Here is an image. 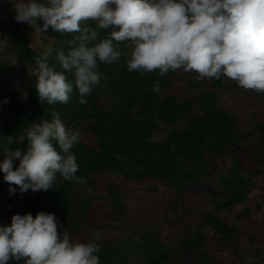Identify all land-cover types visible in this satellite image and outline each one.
I'll list each match as a JSON object with an SVG mask.
<instances>
[{
  "label": "clouds",
  "instance_id": "1",
  "mask_svg": "<svg viewBox=\"0 0 264 264\" xmlns=\"http://www.w3.org/2000/svg\"><path fill=\"white\" fill-rule=\"evenodd\" d=\"M14 11L16 21L30 25L41 41L49 28L79 33L80 42L73 41L67 53L48 45L36 58L29 73L40 103L68 104L75 86L79 103L87 104L85 97L104 79L100 63L112 64L124 55L114 42L131 47L129 71L158 70L163 77L183 69L201 78L225 76L264 93V0H17ZM88 20L111 29L110 35L98 39L95 29L82 26ZM54 52L55 63H50ZM159 87L157 80L153 91ZM8 102L5 97L0 105ZM24 138V150L10 147L12 135L6 136L7 146L0 144V172L10 193H17L11 185L18 186L21 196L29 190L48 191L58 173L65 180L85 182L76 175L79 165L71 152L80 132L66 128L60 113L53 110L51 120L30 123ZM58 227L51 212L13 214L10 224L0 225V264H100L96 243L73 242L67 233L58 234Z\"/></svg>",
  "mask_w": 264,
  "mask_h": 264
},
{
  "label": "rangeland",
  "instance_id": "2",
  "mask_svg": "<svg viewBox=\"0 0 264 264\" xmlns=\"http://www.w3.org/2000/svg\"><path fill=\"white\" fill-rule=\"evenodd\" d=\"M16 4L17 0H0V101L9 98L7 104L0 105V125L14 104L26 102L29 72L33 70L29 61L14 49L10 27L20 29L35 52L41 53L48 45L56 50L59 47V39L49 30L48 36L41 41L30 25L17 22ZM90 22L96 23L88 20L82 22V26L87 27ZM116 47L124 55L112 64L120 66L129 59L132 49L126 42H116ZM167 78L169 84L163 98L172 97L183 102L195 100L200 92H214L217 107L234 117L233 142L227 146L226 153L218 155L205 149L202 161H184L182 166L193 170L196 178L182 181L178 186L156 180L141 171L134 172L136 178L128 179L120 173L97 169L89 182L75 186V192L81 191L91 201L84 217L78 218V206L71 203L70 224L58 220L62 226L58 227V234L67 233L73 242H93L98 246L111 243L123 254L116 264H148L142 251L134 247L148 238L167 246L169 264H198L197 259H205L207 264H264V93L244 89L225 76H221L222 86H216L213 79L201 78L197 72L183 69L170 70ZM93 98L98 106H110L111 100L104 88L94 92ZM138 110L139 104L133 113ZM201 114L195 103L179 122L159 123L151 143L164 140L173 129L187 130L192 119ZM62 122L66 128L78 130L87 147H98L97 140L88 130L89 120L81 124ZM235 165L249 181L245 201L216 210V202L229 198L223 195L229 189L221 187L220 180L228 178ZM6 183L0 172V194L6 210L0 225L10 224L13 214H32L40 206L38 192L29 190L21 196L17 190L12 194L4 190ZM111 188L118 193L119 208L110 195ZM208 212H213L234 229L231 241L222 240L203 223ZM197 234L201 238L196 248L183 243V240H196Z\"/></svg>",
  "mask_w": 264,
  "mask_h": 264
},
{
  "label": "trees",
  "instance_id": "3",
  "mask_svg": "<svg viewBox=\"0 0 264 264\" xmlns=\"http://www.w3.org/2000/svg\"><path fill=\"white\" fill-rule=\"evenodd\" d=\"M87 27L95 29L98 39L110 35L111 29H99L96 23L90 22ZM52 35L59 39L57 50L65 53L73 46V41L78 44L79 33H59L49 28ZM9 34L14 49L35 68L36 58L41 54L28 46L24 33L14 27H10ZM116 43V42H114ZM91 46V44H90ZM50 63H55L50 58ZM59 69V65H57ZM99 70L104 79L95 87L85 99L87 104L79 103L78 90L75 89L68 104L49 105L47 102L40 103L34 87L35 77L31 76L28 97L25 103L14 104L9 115L0 125V144L6 145V136L12 135L14 142L11 148L24 150L27 140L24 138V129L32 122L51 120L53 110L60 113L61 120L68 123L81 124L89 120L88 130L97 140L98 147H87L83 141L71 149L79 165L77 176L89 182L90 176L97 169L120 173L128 179L136 178L134 172L141 171L156 180H165L173 185H179L182 181L195 179L193 170L182 166L184 161H202L203 151L206 149L218 155L226 153L227 146L233 142V132L236 121L229 112L217 107L214 92H200L195 100L178 101L172 97L163 98L169 81L167 74L163 77L158 75V70L153 72L129 71L126 61L120 66L115 64L100 63ZM69 82L74 77L67 73ZM160 80L159 91H153V85ZM213 84L222 86V80L213 79ZM106 89L107 96L111 100L110 106L105 108L98 106L93 98L94 92ZM197 103L202 111L201 115L194 117L187 130L173 129L168 136L155 143L150 139L153 132L159 128V123L175 124L179 122ZM139 104V110L134 114L133 109ZM57 150L59 148L57 146ZM3 153L0 152V158ZM139 173V172H138ZM78 182L65 180L62 175L57 178L48 191H39L40 206L31 215L35 217L38 211L55 214L60 223L70 224V204L78 206V218L82 219L91 201L81 191L75 192ZM221 187L228 188L229 192L223 195L229 198L216 202L214 209L237 205L245 201L249 188V181L241 173L237 165L228 178L220 180ZM10 185L6 183L5 191ZM18 190V186L11 185ZM110 195L115 199V206L119 208L118 193L113 188ZM6 214L4 199L0 194V221ZM203 223L207 224L221 239L229 242L234 237V229L218 219L213 212H208ZM201 238L183 240L192 248H196ZM100 264H116L123 257L121 250L115 249L111 243L99 246ZM136 248L143 253V258L148 264H169V252L167 246L154 238L142 240L136 243ZM198 264H207L205 259H197ZM9 264H25L10 260Z\"/></svg>",
  "mask_w": 264,
  "mask_h": 264
}]
</instances>
